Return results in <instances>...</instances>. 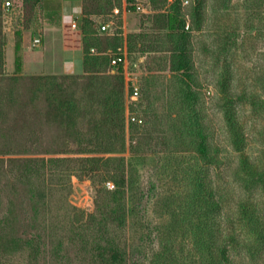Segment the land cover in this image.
Here are the masks:
<instances>
[{
	"label": "rangeland",
	"instance_id": "rangeland-1",
	"mask_svg": "<svg viewBox=\"0 0 264 264\" xmlns=\"http://www.w3.org/2000/svg\"><path fill=\"white\" fill-rule=\"evenodd\" d=\"M10 1L6 8L0 0V264H98L94 242L104 246L110 239L127 251L128 264H185V257L193 255L187 205L203 165L194 147L195 124L208 126V141L217 148L218 165L210 169L213 184L231 202L245 196L235 175L238 153L229 144L217 102L224 67L214 37L197 32L187 44L196 97L186 100L183 79L170 68L177 52L171 51L167 34L178 29L171 0H134L143 11L130 9L124 18H115L105 34L97 24L110 20L114 7L122 9V0H81L79 22L81 27L84 21L95 24L86 29L95 49L90 56L98 58L94 66L89 60L83 64L87 75L61 69L64 25L57 16L63 17L66 0L46 5L44 0ZM190 6L191 0H183L185 26ZM241 11L236 6L231 18ZM256 25L262 38L244 40L226 79L246 136L244 152L264 166L263 82L255 84L264 76V22ZM10 37L20 46L18 73L14 60H5ZM81 42L84 47L82 36ZM122 47L127 72L138 82L135 100L126 90L124 72L100 56ZM73 72H81L79 64ZM128 114L141 123L128 122ZM90 158L99 160L84 162ZM116 175L126 179L121 202L127 217L120 228L108 216L116 205ZM252 198L264 210V189L253 190ZM10 211L20 214L22 225L3 223ZM12 237L35 241L11 246Z\"/></svg>",
	"mask_w": 264,
	"mask_h": 264
},
{
	"label": "trees",
	"instance_id": "trees-1",
	"mask_svg": "<svg viewBox=\"0 0 264 264\" xmlns=\"http://www.w3.org/2000/svg\"><path fill=\"white\" fill-rule=\"evenodd\" d=\"M44 1L46 5L56 0ZM133 1L127 0L129 5H132ZM233 1L191 0V6L188 8L190 17L188 30H184L186 20L182 13L183 0H171L169 4L170 10L178 20V29L167 34L171 51L177 52L175 57H170V68L181 75L186 86L181 91L184 93L186 100H192L196 97V91L193 90L190 84V65L188 67L186 58L187 44L194 33L197 32H203L214 37L216 57L218 60L222 59L224 67L222 79L219 82L221 98L217 102L223 108V118L229 144L233 151L238 153V166H236L235 175L240 179L239 188L245 192V196L231 202L223 189L213 184L210 179V169L211 166L218 165L214 157L217 148L208 141L209 134L206 133L208 126L206 124H195L193 129L197 138L194 147L203 165L199 169L200 171L196 173L198 176L193 180L191 185L193 190L187 205L186 219L192 224L189 233L192 237L193 255L185 257V264H264V210L260 203L252 198L253 190L264 189V166L252 160L244 152L246 136L236 119L232 102L235 96H232V88L226 79V75L231 74L230 63L234 58L235 51L244 45V40L247 37L259 39L263 36L256 24L264 22V14L261 11L264 8V0H239L238 4ZM236 6L237 9L239 7L242 11L239 14L237 12L231 18V11ZM130 9L134 10L133 6ZM57 19H60L63 25L70 22L67 17L60 18L57 16ZM91 23L84 21L79 33L84 43L83 64H86V60H89L90 64L94 66L98 58L90 56L91 45L88 43L87 34L89 33L86 29L87 26L94 27L95 24ZM72 34L75 35L74 32ZM203 45L205 46V44ZM19 50V42H16L14 46V66L17 73L21 69ZM100 56L107 57L110 63L109 56ZM83 70L86 75L89 73L88 66L83 65ZM117 72H121V69H118ZM44 79L41 78V80ZM259 81L263 82L260 91L264 94V76L255 78L256 85ZM61 104L63 106L68 105L66 101L61 102ZM193 115L197 120L199 115H196V112H193ZM96 160L99 159L90 158L85 159L84 162H94ZM24 176L22 174V177ZM125 185L126 179L123 176L116 175L114 179L115 191L112 194V203L116 205L108 213V216L112 225L118 228L125 224L127 217L126 205L121 202L125 195ZM21 203L23 202L21 201ZM21 219L20 214L15 215L14 211H10L4 217L3 223L8 226L22 225ZM22 241L25 245L30 246L35 240L34 238L27 240L12 237L8 244L19 246ZM59 248L58 245L55 252H58ZM93 248L95 253L93 258L98 264H128L127 251L115 243L114 239L107 240L104 246L94 242ZM91 250H93L92 247Z\"/></svg>",
	"mask_w": 264,
	"mask_h": 264
},
{
	"label": "crops",
	"instance_id": "crops-1",
	"mask_svg": "<svg viewBox=\"0 0 264 264\" xmlns=\"http://www.w3.org/2000/svg\"><path fill=\"white\" fill-rule=\"evenodd\" d=\"M64 2V1H63ZM66 8L63 13V17H67L70 19L69 24L64 25V30L62 31V42H63V51H62V65L61 69L63 72L67 74H81L83 73V45L81 42V34L80 28V15L82 14V2L81 0H66ZM63 4V3H62ZM65 6V5H64ZM127 14H124L122 18H124ZM94 21L99 18L97 16H94ZM76 20L77 21V26L76 28H72L71 24L72 21ZM97 23V22H96ZM74 32L75 35L72 38H68L65 36V32ZM6 57V62L13 63V58H14V44L13 41L10 37V43L9 45L6 46L5 48V53ZM38 58V57H37ZM38 60V59H37ZM43 60V59H41ZM42 62V61H41ZM79 64V67L81 69L80 73H74L73 71L75 70V67ZM39 66V63H38ZM5 67L8 69V64ZM40 67V66H39ZM11 68V67H10ZM9 68V69H10Z\"/></svg>",
	"mask_w": 264,
	"mask_h": 264
},
{
	"label": "built area",
	"instance_id": "built-area-1",
	"mask_svg": "<svg viewBox=\"0 0 264 264\" xmlns=\"http://www.w3.org/2000/svg\"><path fill=\"white\" fill-rule=\"evenodd\" d=\"M187 3V1H185V4ZM149 2L147 3L148 6ZM12 3L10 0H4V7L8 8L11 7ZM133 6L134 11H143V7L141 5H137L136 2H134L132 5H129L127 0H122V9L118 8V7H114L111 11L110 14V20L108 21H101L97 24V30L99 33L101 34H105V33H109L110 30H112L113 24H114V19L115 18H119L124 15L127 14L130 11V7ZM145 12H147V10H145ZM72 28H76L77 27V22L76 20L72 21L71 24ZM186 29H188V26H186ZM40 41L39 39H35L34 43L38 44ZM91 53H95V49H90ZM97 54V52H96ZM101 55H107L110 57V66L117 71L118 69H121L122 72H124V75L126 77V82H125V86H126V90L127 92H129V97L132 100L137 99V97L139 96V87H138V82L136 80V78L134 77L133 74H130L127 72V66H128V61H127V50L125 47L122 48H118L117 51L115 53H111V52H105L102 53ZM127 121L131 122V123H141V120L137 119L136 117L132 116V115H127ZM107 187L108 188H113V185L107 183Z\"/></svg>",
	"mask_w": 264,
	"mask_h": 264
}]
</instances>
